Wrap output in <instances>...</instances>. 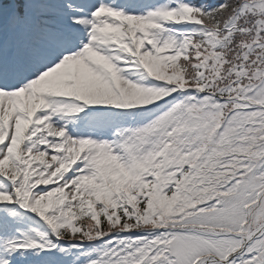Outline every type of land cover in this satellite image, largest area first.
Segmentation results:
<instances>
[{
  "label": "snow or ice",
  "instance_id": "snow-or-ice-1",
  "mask_svg": "<svg viewBox=\"0 0 264 264\" xmlns=\"http://www.w3.org/2000/svg\"><path fill=\"white\" fill-rule=\"evenodd\" d=\"M0 264H264V0H0Z\"/></svg>",
  "mask_w": 264,
  "mask_h": 264
}]
</instances>
